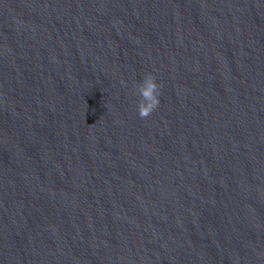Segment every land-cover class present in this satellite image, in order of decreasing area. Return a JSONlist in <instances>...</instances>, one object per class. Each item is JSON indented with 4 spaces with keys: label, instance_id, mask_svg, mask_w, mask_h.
<instances>
[{
    "label": "water",
    "instance_id": "95a60500",
    "mask_svg": "<svg viewBox=\"0 0 264 264\" xmlns=\"http://www.w3.org/2000/svg\"><path fill=\"white\" fill-rule=\"evenodd\" d=\"M0 264H264V0H0Z\"/></svg>",
    "mask_w": 264,
    "mask_h": 264
},
{
    "label": "clouds",
    "instance_id": "9594fccd",
    "mask_svg": "<svg viewBox=\"0 0 264 264\" xmlns=\"http://www.w3.org/2000/svg\"><path fill=\"white\" fill-rule=\"evenodd\" d=\"M135 87L140 97L138 114L146 117L159 105L160 86L153 74L146 73Z\"/></svg>",
    "mask_w": 264,
    "mask_h": 264
}]
</instances>
